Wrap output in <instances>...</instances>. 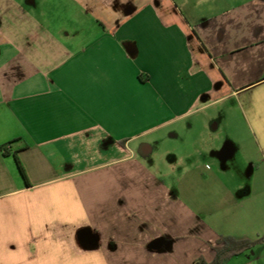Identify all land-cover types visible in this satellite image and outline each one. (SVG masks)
Listing matches in <instances>:
<instances>
[{"label": "crops", "instance_id": "1", "mask_svg": "<svg viewBox=\"0 0 264 264\" xmlns=\"http://www.w3.org/2000/svg\"><path fill=\"white\" fill-rule=\"evenodd\" d=\"M220 236L264 237V0H0V264Z\"/></svg>", "mask_w": 264, "mask_h": 264}, {"label": "trees", "instance_id": "2", "mask_svg": "<svg viewBox=\"0 0 264 264\" xmlns=\"http://www.w3.org/2000/svg\"><path fill=\"white\" fill-rule=\"evenodd\" d=\"M5 148L3 146L2 149L4 150ZM18 168L21 171L19 164ZM263 243L264 237L249 241L220 236L216 241V246L214 247L215 257L211 262H206L202 257H198L191 264H226L233 257Z\"/></svg>", "mask_w": 264, "mask_h": 264}, {"label": "rangeland", "instance_id": "3", "mask_svg": "<svg viewBox=\"0 0 264 264\" xmlns=\"http://www.w3.org/2000/svg\"><path fill=\"white\" fill-rule=\"evenodd\" d=\"M233 262H234V261H233ZM236 262H237V261H236ZM227 263H228V262H227ZM227 263H226V264H227ZM230 264H233V263H230Z\"/></svg>", "mask_w": 264, "mask_h": 264}]
</instances>
